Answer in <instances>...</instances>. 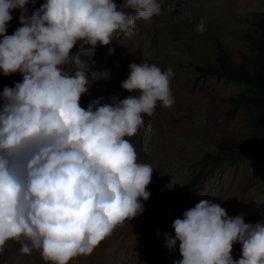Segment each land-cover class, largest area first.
Returning a JSON list of instances; mask_svg holds the SVG:
<instances>
[{
  "label": "clouds",
  "instance_id": "9594fccd",
  "mask_svg": "<svg viewBox=\"0 0 264 264\" xmlns=\"http://www.w3.org/2000/svg\"><path fill=\"white\" fill-rule=\"evenodd\" d=\"M28 3L0 0V71L23 76L4 88L0 105V253L6 242L23 237V254L36 249L44 261L68 264L143 212L153 169L137 162L125 137L144 126L143 115L152 116L158 101L173 105L174 73L131 63L121 88L136 96L115 104L99 98L82 108L80 98L89 89L83 67L69 75L58 66L70 56L82 65L81 56L92 55L97 44L110 45L114 35L130 34L137 19L158 16L161 4L46 0L28 16ZM13 10H20L21 26L9 36ZM203 29L201 19L196 30ZM78 43L77 54L70 55ZM172 228L174 237L165 238L169 249L179 242L181 259L174 264H264V223L246 224L242 214L228 217L218 203L201 199ZM236 242L242 246L238 260L231 256Z\"/></svg>",
  "mask_w": 264,
  "mask_h": 264
},
{
  "label": "rangeland",
  "instance_id": "374dc122",
  "mask_svg": "<svg viewBox=\"0 0 264 264\" xmlns=\"http://www.w3.org/2000/svg\"><path fill=\"white\" fill-rule=\"evenodd\" d=\"M45 2L29 0L26 14L30 16ZM114 2L119 6L124 0ZM158 2V16L137 19L130 34L114 35L110 45L97 44L92 55L81 59L82 65L73 63L70 56L68 63L58 66L69 75L83 67L89 87L80 98L85 109L99 98L101 104L117 103L131 63L156 64L174 73L170 80L173 105L163 107L158 101L152 116L143 115L144 126L134 136L125 137L135 148L137 162L153 169L146 188L150 196L141 201L143 212L117 226L90 255L77 256L68 264H174L181 259L179 242L169 249L165 234L174 237L173 222L201 199L220 204L228 217L242 214L246 224L264 223V164L252 156L236 161L218 156L219 160L204 162L207 154H217L220 139L247 131L241 116L227 115V98L243 87L215 76L201 78L196 71L206 62L215 63L217 45L241 62V56L248 54L242 33L252 31V15L264 12V0ZM20 15V10L11 12L6 35L21 26ZM201 19L204 29L198 32ZM109 48L114 52L110 54ZM22 80L19 72L5 76L0 71V105L4 88ZM149 126L151 131H147ZM193 177L197 182L187 189ZM22 242L23 237L20 242H6L0 264H52L43 260L39 250L23 254ZM241 249L239 242L233 244L234 260L240 258Z\"/></svg>",
  "mask_w": 264,
  "mask_h": 264
},
{
  "label": "trees",
  "instance_id": "16d2710c",
  "mask_svg": "<svg viewBox=\"0 0 264 264\" xmlns=\"http://www.w3.org/2000/svg\"><path fill=\"white\" fill-rule=\"evenodd\" d=\"M252 31L242 33V40L248 54L241 56V62L231 59L221 46L215 48V63L206 62L197 66L199 77L216 78L241 84L243 90L227 98V115L241 116L247 124L246 132L237 137L220 139L216 143L217 154H207L204 162L219 160L228 156L236 160L252 156L264 164V12L254 13ZM193 177L187 189L196 184Z\"/></svg>",
  "mask_w": 264,
  "mask_h": 264
},
{
  "label": "water",
  "instance_id": "95a60500",
  "mask_svg": "<svg viewBox=\"0 0 264 264\" xmlns=\"http://www.w3.org/2000/svg\"><path fill=\"white\" fill-rule=\"evenodd\" d=\"M82 43V42H81ZM85 48L89 47L88 45H84ZM80 48V43H78L76 46H74V48L71 50L70 54L71 55H76L78 50ZM86 56H81L80 59H84ZM136 96L137 93L135 91L133 92H128L126 90H123L122 93L120 94V96L117 98V101H122L124 100L126 97L128 96Z\"/></svg>",
  "mask_w": 264,
  "mask_h": 264
}]
</instances>
